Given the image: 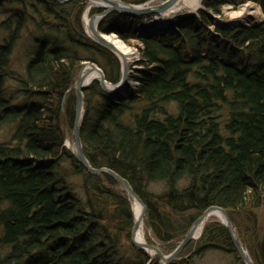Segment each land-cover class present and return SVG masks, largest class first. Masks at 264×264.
<instances>
[{
	"label": "trees",
	"instance_id": "trees-1",
	"mask_svg": "<svg viewBox=\"0 0 264 264\" xmlns=\"http://www.w3.org/2000/svg\"><path fill=\"white\" fill-rule=\"evenodd\" d=\"M251 1L264 14V0ZM231 3L203 0L205 10L178 15L164 30H138L156 14L106 16L100 32L142 43L143 68L132 77L140 86L113 94L99 82L87 87L81 136L92 166L116 171L146 204L149 243L171 253L219 206L264 264V22L217 27L213 14ZM86 8L87 0H0V118L18 119L0 142V264H161L132 243L122 184L91 174L65 145L82 64L98 65L111 84L122 78L118 57L86 33ZM210 251L240 262L226 226L210 221L170 264H198Z\"/></svg>",
	"mask_w": 264,
	"mask_h": 264
},
{
	"label": "water",
	"instance_id": "water-1",
	"mask_svg": "<svg viewBox=\"0 0 264 264\" xmlns=\"http://www.w3.org/2000/svg\"><path fill=\"white\" fill-rule=\"evenodd\" d=\"M53 1H57L59 3H68L73 0H53ZM177 1L179 0H165L157 5H148V4L135 5V4L124 2L122 0H99L98 3L100 4L94 3L92 5L97 8L103 9V11L97 14H93L89 18L88 26H85L86 33L94 41L104 46L105 48L110 50L113 54H115L118 57L113 44L107 39V37L110 35L99 31V25L106 16L114 12L125 14V15H130L134 17H147L153 14L172 15L173 13L180 11V10L175 11L176 8H178V6H176ZM199 9H203L202 6ZM83 21L85 22V19H83ZM234 26H239L241 28L246 27L244 24H236V25L228 26L227 29H234L235 28ZM153 29H156V27H153ZM144 33L146 32L145 31L141 32V34H144ZM118 59L120 60L119 57ZM86 63H89V62H86ZM91 64L101 72L102 78L100 80H95L89 83L88 85H85L84 77L81 75V72L77 77V80L75 82V87H74L75 97H76V114H75V122H74V128H73L74 145H73L72 152L74 153L78 161L82 165H84V167L91 174L106 175L108 177H112L116 179L117 181H119L122 184V186L126 189V191L134 199L138 200L142 204L143 213L145 216L146 210H147L146 204L141 199V197L134 191V189L132 188L131 184L129 183L127 179H125L120 174H118L116 171L110 168H107V167L95 168L92 166V164L90 163V161L87 159L86 155L84 154L83 142H82V136H81V126H82V121L84 117V91L85 89L89 87L92 83L99 82L102 90L107 93H116L120 91H126L128 80H129V74H130V63H127L126 61L125 64L123 65V63L121 62L123 74H122L121 81L117 84L109 83L106 80L103 70L98 65L94 63H91ZM84 65L85 63L82 65V68ZM65 104H66V95L64 96L62 100V111L63 112H65ZM216 210L222 211L224 213V220H221V221L228 229L231 235V238L233 240V243L236 247V250L239 253V256L241 257L243 262L245 264H255V262L251 259L248 251L245 249L241 241V238L239 236L238 230L236 229V227L233 225L232 221L230 220L227 210H225L222 207H218V206H212L206 209L202 213V215H200L198 219L193 223L192 227L189 229V231L187 232L183 240L179 243L177 248L168 255H165L163 251L160 249V247L156 244L147 243L146 245H142L136 240L135 236H136V230L138 226V222L136 221L134 222V226L131 232L132 243L139 249L145 250L147 253H149L147 250L148 248L152 249L156 253V255L160 257L162 264H170L171 262L179 258L183 250L194 240L193 234L198 224L201 221H203L205 217H208L209 215L213 214Z\"/></svg>",
	"mask_w": 264,
	"mask_h": 264
},
{
	"label": "rangeland",
	"instance_id": "rangeland-1",
	"mask_svg": "<svg viewBox=\"0 0 264 264\" xmlns=\"http://www.w3.org/2000/svg\"><path fill=\"white\" fill-rule=\"evenodd\" d=\"M94 1H99V0H94ZM159 3H160L159 0H151L147 4L155 5V4H159ZM247 4H253L254 6H257L258 9H255V8L252 9L253 20H250L249 22L243 23L246 26V27H243V28H247L250 25H257V24L263 23L264 22V14H263L262 9H261L259 4H257L254 1H251V0H241V1L240 0H233V3L223 6L221 14H216V13L213 14V17L217 21V27L225 29L228 26H231V24L228 23V22L233 20V18H234L233 14H238V13L243 12L245 10V6ZM201 6L205 10V8L203 6V1H202V5ZM92 7H95V6L91 5L90 1L87 0V8H86V10H85V12L83 14V18L82 19H84L86 16L88 18H90L92 16L90 14V10H91ZM184 13H186V14L195 13L196 14L197 11H192L191 8L184 7L179 12L173 13V15L176 14L178 16V15H182ZM162 17H163V19H168V22L169 21H173L176 18V17L172 18L170 15H163ZM221 21L223 23H221ZM83 23H84V21H83ZM84 26H85V23H84ZM165 26H166V23H165ZM140 27H141V25H140ZM173 27H176L175 24L173 25ZM234 27L235 28H241L239 26H234ZM211 30L215 31L216 27L215 26H211ZM126 45H128V44H126ZM128 46L133 47L137 51V55L130 61L129 81L132 82L133 81L132 77L138 75L139 74L138 73L139 69L143 68L142 66L139 65V63L141 61V52H140L139 48L142 46V43L139 40H134ZM86 62H84V63H86ZM14 67L16 68L17 71L22 72L23 68H24L23 61H14ZM80 72H81V69L79 70V72H78V74L76 76V79H77L78 75L80 74ZM133 82H135V81H133ZM74 87H75V85H74ZM74 90H75V88H74ZM24 99H25L24 97L20 96L19 98H17L16 102L19 103L20 101H22ZM84 114H85V108H84ZM74 122H75V117H74V119L72 121H68L67 120V123L64 126L65 136H66L65 144L71 150L73 149V145H74V134H73ZM17 124H18V119L13 114L6 116L4 119L0 118V142L6 141V140H8L10 138V136L14 132L15 127L17 126ZM124 190H126V189L124 188ZM128 195L130 196V202H131V205H132V208H133V204H134L133 200H134V198L129 193H128ZM258 215H259V218L261 220H263L264 219V210H260L258 212ZM144 221H145V216H144ZM210 221L211 222L212 221H218V222L222 223V221L219 220L217 217H212ZM119 227H121V226H119ZM145 229H146V238H147V240H153L155 242L156 240L153 238L151 230H149L146 227V224H145ZM168 254H170V253H168ZM196 260H197L198 264H241L240 262L237 261L236 257L233 254L225 253V252H222V251H210V252H207L203 257H201V258L197 257Z\"/></svg>",
	"mask_w": 264,
	"mask_h": 264
},
{
	"label": "bare ground",
	"instance_id": "bare-ground-1",
	"mask_svg": "<svg viewBox=\"0 0 264 264\" xmlns=\"http://www.w3.org/2000/svg\"><path fill=\"white\" fill-rule=\"evenodd\" d=\"M89 1H90L91 5L94 3L97 4L99 2V1H94V0H89ZM202 1L203 0H179L176 3V6H178V8H176L175 11H179L184 7H188V8H191L192 11H196L201 7ZM98 4H100V3H98ZM254 8L258 9V7L254 6L253 4H247L245 6V10L241 13L233 14L234 15L233 20H231L228 23H230L231 25H236V24H243L245 22H249L250 20H253L252 9H254ZM166 15H169V14H166ZM84 19H85V22H84L85 26H88L89 18L86 16ZM221 23H223V22L221 21ZM153 26H157V27H161V28L163 27L161 22L154 24V25H150L148 27H153ZM107 39L113 44L115 51H116V54L120 58L123 65L125 64L126 61H127V63H130V61L137 55V51L133 47L126 45L116 35H110L107 37ZM81 75L84 77V84L85 85H88L89 83H91L95 80H100L102 78L101 72L97 68H95L90 62L85 63V65L81 69ZM84 108H85V106H84ZM75 109H76V104H75ZM133 202H134V204H133L134 218H135V221L138 222L135 238L140 244L146 245L148 243V240L146 238V229H145V221H144V213H143L142 204L136 199H134ZM212 217H217L219 220H224V213L222 211L216 210L213 214L209 215L208 217H205V219L198 224V226L196 227V229L194 231L193 237H194L195 241H197L198 239H200L202 237L204 228H205L207 222H209ZM232 243H233V240H232ZM233 245H234V243H233ZM234 247H235V245H234ZM235 249H236V247H235ZM245 249H246V247H245ZM147 250L152 257H154L156 255V253L152 249L148 248ZM248 253H249V251H248ZM238 255H239V253H238ZM249 255H250V253H249ZM250 257H251V255H250ZM239 259H240L241 264L242 263L245 264L240 256H239ZM251 259H252V257H251Z\"/></svg>",
	"mask_w": 264,
	"mask_h": 264
},
{
	"label": "built area",
	"instance_id": "built-area-1",
	"mask_svg": "<svg viewBox=\"0 0 264 264\" xmlns=\"http://www.w3.org/2000/svg\"><path fill=\"white\" fill-rule=\"evenodd\" d=\"M139 86H140V83L138 81L137 82H133L134 91H137Z\"/></svg>",
	"mask_w": 264,
	"mask_h": 264
}]
</instances>
